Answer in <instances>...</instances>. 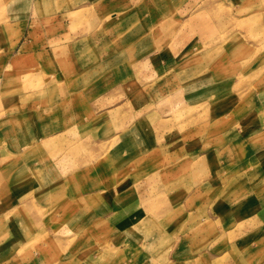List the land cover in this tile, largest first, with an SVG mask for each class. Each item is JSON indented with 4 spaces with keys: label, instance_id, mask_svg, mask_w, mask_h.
I'll use <instances>...</instances> for the list:
<instances>
[{
    "label": "crops",
    "instance_id": "obj_1",
    "mask_svg": "<svg viewBox=\"0 0 264 264\" xmlns=\"http://www.w3.org/2000/svg\"><path fill=\"white\" fill-rule=\"evenodd\" d=\"M0 264H264V0H0Z\"/></svg>",
    "mask_w": 264,
    "mask_h": 264
},
{
    "label": "rangeland",
    "instance_id": "obj_2",
    "mask_svg": "<svg viewBox=\"0 0 264 264\" xmlns=\"http://www.w3.org/2000/svg\"><path fill=\"white\" fill-rule=\"evenodd\" d=\"M209 2H210V1H208V2H206V3L209 4ZM217 15H218V16L215 18L216 22L220 21V20H221L220 18H221L222 16L226 15V14H225V12L223 11V12L218 13ZM225 22H226V21H225Z\"/></svg>",
    "mask_w": 264,
    "mask_h": 264
}]
</instances>
